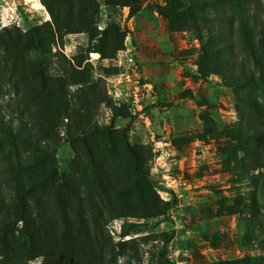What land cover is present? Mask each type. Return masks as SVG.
Listing matches in <instances>:
<instances>
[{"label": "rangeland", "instance_id": "rangeland-1", "mask_svg": "<svg viewBox=\"0 0 264 264\" xmlns=\"http://www.w3.org/2000/svg\"><path fill=\"white\" fill-rule=\"evenodd\" d=\"M99 1L89 32L51 40L42 0H0V117L22 137L18 172L0 159L1 190L9 197L18 176L44 192L52 244L67 213L80 242L70 254L55 246L54 264H261L246 204L264 173V71L254 73L240 10L260 32L264 0L211 4L182 31L157 13L171 0H136L134 15ZM114 26L125 33L115 53ZM217 47L229 69L216 67ZM15 234L13 264H44Z\"/></svg>", "mask_w": 264, "mask_h": 264}, {"label": "trees", "instance_id": "trees-1", "mask_svg": "<svg viewBox=\"0 0 264 264\" xmlns=\"http://www.w3.org/2000/svg\"><path fill=\"white\" fill-rule=\"evenodd\" d=\"M42 1L48 8L53 20V25H48V35L46 36L50 37L51 40L55 38L56 34H62L63 32H67L68 34L89 32L102 6L98 0ZM244 1L249 2V0H171L166 6L157 7V13L168 21V27L171 31H182L185 29L196 30L197 22L200 20L198 13L204 8L214 3L236 4L240 2L238 6H241ZM102 3L108 7H129L131 15H134L139 10L136 0H102ZM240 15L242 31L245 37L244 41L254 60V73H261V71H264V27L260 32L255 31L256 23L254 25L251 23V20L253 19L255 22V19L254 17L252 18L247 8L240 10ZM220 18L223 17L221 16ZM109 33L119 37V41L116 43L117 46L113 48L115 53L122 47V40L125 37V33L120 32L117 26L112 27ZM102 38L100 45L96 46L95 49L102 54L103 58H109L112 54L105 48L108 43L107 41L104 43ZM224 48L226 50L230 49L225 45ZM224 48L217 47L215 57L218 64L216 67L226 70L231 65L229 59L224 58V55H222ZM239 80L240 75L233 79L236 83ZM259 81L264 84L261 75ZM21 140L20 133L18 134L12 125L6 124L3 118L0 117V159L2 162H7L6 174L18 172V170L13 168L15 164L22 166L19 153V141ZM130 153L135 158L134 164L136 171L140 175H143L141 164L137 161L138 157L135 151L131 149ZM18 179V176H16L14 186L12 183L9 184L10 186L12 185L9 197L0 188V242L4 251V256L0 264H13L14 257H20V255H16L17 252L14 244L16 231L20 233V238L25 240L27 260L44 256V264H54L55 259L50 256L56 255L55 246L59 245L58 248L62 254V248L66 247L67 250L64 253L70 254V250L80 242V237L79 235L73 237L70 231L71 224L69 216L64 212L65 232L62 236L63 241L53 243V245L49 232V219L45 215L42 202L44 192L37 196L38 193L35 190L37 185H32L30 190H26L24 183L19 182ZM145 180L148 181V178L145 177ZM41 184H46V181ZM39 188L41 191L43 190L42 187ZM246 206L256 213L259 218L258 231L264 251V173H260L256 177L255 196ZM69 234L70 236L68 237ZM261 261V264H264V255Z\"/></svg>", "mask_w": 264, "mask_h": 264}, {"label": "bare ground", "instance_id": "bare-ground-1", "mask_svg": "<svg viewBox=\"0 0 264 264\" xmlns=\"http://www.w3.org/2000/svg\"><path fill=\"white\" fill-rule=\"evenodd\" d=\"M33 1H38V0H33ZM36 6H41V4L39 2L35 3ZM41 8V7H40Z\"/></svg>", "mask_w": 264, "mask_h": 264}, {"label": "built area", "instance_id": "built-area-1", "mask_svg": "<svg viewBox=\"0 0 264 264\" xmlns=\"http://www.w3.org/2000/svg\"><path fill=\"white\" fill-rule=\"evenodd\" d=\"M128 61L132 62V59H131V58H129V59H128Z\"/></svg>", "mask_w": 264, "mask_h": 264}]
</instances>
